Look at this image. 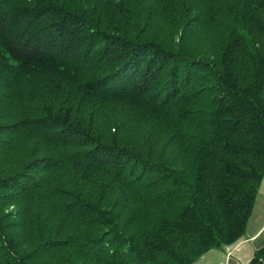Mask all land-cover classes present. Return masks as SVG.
<instances>
[{
    "label": "trees",
    "instance_id": "obj_1",
    "mask_svg": "<svg viewBox=\"0 0 264 264\" xmlns=\"http://www.w3.org/2000/svg\"><path fill=\"white\" fill-rule=\"evenodd\" d=\"M263 180L264 0H0V264H194Z\"/></svg>",
    "mask_w": 264,
    "mask_h": 264
},
{
    "label": "crops",
    "instance_id": "obj_2",
    "mask_svg": "<svg viewBox=\"0 0 264 264\" xmlns=\"http://www.w3.org/2000/svg\"><path fill=\"white\" fill-rule=\"evenodd\" d=\"M264 246V180L245 236L224 249H212L194 264H249L255 252Z\"/></svg>",
    "mask_w": 264,
    "mask_h": 264
}]
</instances>
